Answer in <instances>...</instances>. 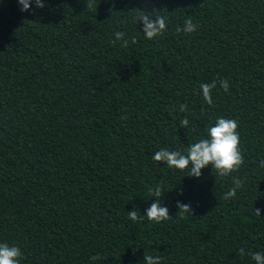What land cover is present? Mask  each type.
<instances>
[{"label":"trees","instance_id":"1","mask_svg":"<svg viewBox=\"0 0 264 264\" xmlns=\"http://www.w3.org/2000/svg\"><path fill=\"white\" fill-rule=\"evenodd\" d=\"M44 3L21 12L0 0V242L21 247V264H145V253L255 264L238 249L264 252V0ZM141 10L167 17L162 36L145 38ZM189 17L197 31L177 33ZM117 31L137 43L122 47ZM213 79L229 91L217 83L210 106L200 85ZM220 116L239 121L237 172L209 165L195 178L152 160L206 137ZM234 177L243 188L225 200ZM157 185L173 218L131 221Z\"/></svg>","mask_w":264,"mask_h":264},{"label":"clouds","instance_id":"2","mask_svg":"<svg viewBox=\"0 0 264 264\" xmlns=\"http://www.w3.org/2000/svg\"><path fill=\"white\" fill-rule=\"evenodd\" d=\"M87 7L91 8L93 5L91 0H86ZM20 6V11H29L34 3L36 9H42L46 5L44 0H17ZM152 12L141 10L134 20L137 23H143L142 32L146 39L154 40L157 37L162 36L167 30V17L163 15H153ZM155 16V19H153ZM198 25L193 23V20L189 17L184 20L183 26L176 28L177 33L191 34L198 29ZM116 40H122V47H129L130 44L137 43L135 36H131L128 39H124L126 33L117 31L114 33ZM219 83L220 88L225 92L229 91V83L227 79H221L217 81L213 79L210 83H202L200 85V93H202L203 100L208 105H213L212 90L217 87ZM179 111L186 112L187 105L181 103L179 105ZM189 120L184 118L180 121V126L187 128ZM239 121L232 118H226L223 116L217 117L214 125L209 126L206 129V137L200 138L197 142L191 143L186 149L169 150L167 148H161L156 151L152 156V160L155 162H162L167 165L169 169L185 170L188 169V176L199 178L202 176V169L212 167V170L220 177L230 176L232 173L237 172L244 164V154L240 148V133L238 131ZM259 166L264 168V160L259 162ZM233 187L224 194V199L228 200L235 197L237 190L243 188V182L239 178H233ZM149 192L155 200L148 207L143 216H138L135 208L128 212V218L137 222L146 217L149 221H153L160 224L164 221L171 220L173 217L169 214V209L163 207L162 197L164 196L162 185H157L155 188H150ZM178 211L183 217L185 214H190L192 208L190 204L176 202ZM255 215L260 216L261 210L255 209ZM238 255L244 257L250 255L255 264H264V252H249L246 253L244 248L238 249ZM24 258V253L21 247L16 244L9 245L7 242H0V264H21V260ZM93 261L105 259V257L99 254L91 257ZM162 257L159 255L153 256L145 253V264H161Z\"/></svg>","mask_w":264,"mask_h":264}]
</instances>
